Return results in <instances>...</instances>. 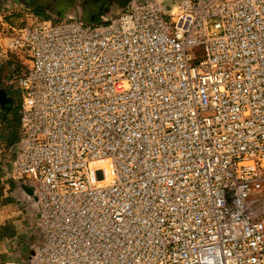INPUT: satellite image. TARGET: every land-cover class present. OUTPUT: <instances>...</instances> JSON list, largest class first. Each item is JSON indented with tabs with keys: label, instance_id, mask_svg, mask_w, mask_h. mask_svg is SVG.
Masks as SVG:
<instances>
[{
	"label": "built area",
	"instance_id": "2783aa9c",
	"mask_svg": "<svg viewBox=\"0 0 264 264\" xmlns=\"http://www.w3.org/2000/svg\"><path fill=\"white\" fill-rule=\"evenodd\" d=\"M100 23L11 29L4 176L37 237L16 264H264V0H131Z\"/></svg>",
	"mask_w": 264,
	"mask_h": 264
},
{
	"label": "rangeland",
	"instance_id": "374dc122",
	"mask_svg": "<svg viewBox=\"0 0 264 264\" xmlns=\"http://www.w3.org/2000/svg\"><path fill=\"white\" fill-rule=\"evenodd\" d=\"M49 1L51 0H36V5L44 4ZM83 1L84 0H69V2H71L69 6H67L63 0L59 3L55 2L57 7L66 6L65 15L61 13L60 19H57L50 11L42 10L47 16H40L35 13L32 6L25 4L27 2L26 0L22 3L13 0H0V87L6 90L8 97H13L11 98L12 106L18 107L20 101V95L16 89V77L25 70L26 61L21 54H9L6 51L8 41L11 37V29L25 25H35L45 21L55 22L58 20H77L81 21L84 25L101 24L100 21H90L89 19L82 18L84 15L82 9ZM85 9L87 10L88 8ZM122 10L118 1H115L104 17L113 18ZM165 21L171 23V19L169 18H166ZM5 51L6 56L2 57ZM15 118L16 117L11 118V116L7 117L9 121ZM11 127L15 128L17 133V122L11 125ZM1 128L2 124L0 123V129ZM7 133L8 131L5 130L3 133L4 138L0 137V264H4V250L6 249V245H8L4 240H1L2 236L13 228L20 230H22L23 227L25 229L28 228L27 232L33 229V224L29 221L27 216L28 213L32 212L31 198L29 196L26 197L27 192L21 190L18 184L16 185V183H13L4 176V172L12 158L11 146L14 144L6 143L5 137ZM0 135L2 136L1 131ZM253 200L257 208L264 210V186H261L255 195H253ZM26 213L27 215H23ZM36 239L37 237L27 242H25V238L19 239L21 248L17 252V256L21 261H26L31 256L33 243Z\"/></svg>",
	"mask_w": 264,
	"mask_h": 264
},
{
	"label": "water",
	"instance_id": "95a60500",
	"mask_svg": "<svg viewBox=\"0 0 264 264\" xmlns=\"http://www.w3.org/2000/svg\"><path fill=\"white\" fill-rule=\"evenodd\" d=\"M15 2H18L17 0H13ZM27 2L25 3L30 4V6H32L33 10L35 11H42V10H46V11H50L51 13H53L57 19H60V15L61 13H63L65 15V7H57L56 3H59L61 0H51L49 2H46L44 4H40V5H36V0H26ZM65 1L66 5L69 6L71 5V2H69V0H63ZM115 1H118V3L121 5V8L124 10L125 7L130 3L131 0H84L83 1V11H84V15L82 18L85 19H89L90 21H102V19L104 18L105 14L107 13L108 9L113 5V3ZM85 8H88L87 10ZM166 9H169V6H166ZM11 103V98L7 97L6 93L4 92V90H2V88L0 87V109L4 108L5 106L10 105ZM22 190L27 192V195H29V197H32L31 192L22 187Z\"/></svg>",
	"mask_w": 264,
	"mask_h": 264
},
{
	"label": "crops",
	"instance_id": "0c3cea01",
	"mask_svg": "<svg viewBox=\"0 0 264 264\" xmlns=\"http://www.w3.org/2000/svg\"><path fill=\"white\" fill-rule=\"evenodd\" d=\"M105 19H109V18H105L104 17L102 19V21H104ZM2 90H4V92L6 93L5 89L2 88ZM6 95H7V93H6ZM7 97H8V95H7ZM10 104H12V100H11ZM14 108L17 110V125H18V107H14ZM17 130H18V127H17ZM18 187L22 190V186H20L18 184ZM28 196L29 195H27L26 197H28ZM30 198H31V201H32L31 202V210H32V212L28 213V215H27V213L23 214V215H27L29 221L33 224V221H34V218H35V202H34L33 197H30ZM27 230H28V228L25 229L24 227H23L22 230L17 229V228H13L11 230H8L2 236L1 240H4V242H6V244L8 243V245H6V249L4 250V252H5V256H4V259H3L4 264H16V263L22 262L17 256V252L21 248V244H19V239L20 238H25L26 239L25 242H27L28 240H31V239L33 240L34 238H36L35 230L32 229L30 232H27ZM35 242H36V240H34V243Z\"/></svg>",
	"mask_w": 264,
	"mask_h": 264
},
{
	"label": "trees",
	"instance_id": "16d2710c",
	"mask_svg": "<svg viewBox=\"0 0 264 264\" xmlns=\"http://www.w3.org/2000/svg\"><path fill=\"white\" fill-rule=\"evenodd\" d=\"M13 98V97H10ZM11 116V118L16 117L12 121H9L7 117ZM17 122V110L12 106V104L5 106L0 109V123L2 124V128L0 129L2 136L4 138V131L7 130L8 133L5 137L6 143H14L17 140L16 129L12 128L11 125H14Z\"/></svg>",
	"mask_w": 264,
	"mask_h": 264
},
{
	"label": "flooded vegetation",
	"instance_id": "af4514ba",
	"mask_svg": "<svg viewBox=\"0 0 264 264\" xmlns=\"http://www.w3.org/2000/svg\"><path fill=\"white\" fill-rule=\"evenodd\" d=\"M19 3H22L24 0H17ZM28 6L30 5V4H27ZM35 13H37V14H39L40 16H47L46 15V13L45 12H43V11H35V10H33Z\"/></svg>",
	"mask_w": 264,
	"mask_h": 264
}]
</instances>
